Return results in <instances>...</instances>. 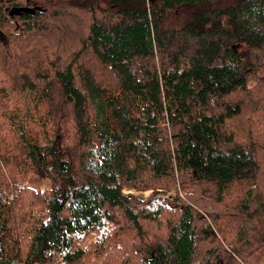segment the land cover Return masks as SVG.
<instances>
[{
  "label": "trees",
  "instance_id": "1",
  "mask_svg": "<svg viewBox=\"0 0 264 264\" xmlns=\"http://www.w3.org/2000/svg\"><path fill=\"white\" fill-rule=\"evenodd\" d=\"M263 87L264 0H0V264H264Z\"/></svg>",
  "mask_w": 264,
  "mask_h": 264
},
{
  "label": "rangeland",
  "instance_id": "2",
  "mask_svg": "<svg viewBox=\"0 0 264 264\" xmlns=\"http://www.w3.org/2000/svg\"><path fill=\"white\" fill-rule=\"evenodd\" d=\"M29 4L32 5L34 3L30 2ZM179 13L171 14L170 19L171 21L174 22V24H178L177 21L181 18L179 16ZM169 26L171 29V27L174 25H169ZM255 85H256L255 81L249 82V87L253 88L255 87ZM262 90L263 91H261L260 93H257L256 95H254V99H256L257 102L256 101L249 102L248 100L249 98H246L242 92L241 94L236 93L235 95L229 98L230 101L236 100V101H239L242 105V114L240 115L239 118L229 120L228 121L229 127H232L231 131L236 133L241 140L247 143H251V144L254 143L255 140H258L260 142L262 136L264 135V128L258 131L255 128V125L250 121V117H248L251 114L252 110L259 111L261 109L262 112L264 111V87L262 88ZM11 104L15 105L16 102H11ZM216 107H213L211 109H215ZM61 119L63 118L58 119V123H60ZM62 125H63V122H62ZM14 136H15V133L13 131H10L9 133H7V135L5 136V143L7 146H10V139H12ZM258 153H259V157L263 155V153L261 152H258ZM182 182L183 181L180 179H177L176 181L172 182V184L176 185L178 189H176L175 187L166 188L164 186H158V187L151 186V188L139 189L131 185H126L123 187V193L133 195L135 197V200L140 201L141 203L148 201L151 198L162 199V200L167 201L168 203H171L172 202L171 200L177 194L181 195V192L179 189L182 188L181 186ZM25 184L29 186L30 188H33L34 190L37 189V190L42 191V190L49 188V182L47 180L34 181L32 179H28L25 181ZM203 187L204 188L210 187L214 189L212 184L208 186H203ZM19 188H21V185H18L17 189L20 190ZM214 205H220V206L226 205L228 207V204L214 203ZM36 209H40V207L37 206ZM232 210L235 214H239L240 212V216L243 219H246L245 218L246 214L241 212V210L243 209H241L240 207H233ZM16 211H17L16 213H18V210ZM207 223L208 222L204 223V225H207ZM98 233L99 235L95 233L94 234L95 236L91 239L92 244L98 243L99 241H101L100 239L104 236L102 232L98 231ZM113 243L114 241H112L110 238H107L105 241V246H110ZM117 248H118V245H114V247L107 248V250H101L102 252L95 251V247H92L91 249L88 248V252L86 254V257L83 263L84 264H97L98 261H101L102 264H132L133 262L137 261L139 256L142 254L141 252L142 249H144L143 246H140L139 244H137L136 248L134 249L135 250L134 254L138 255L136 259H134L132 254L127 257L124 256V258L122 259H118L119 253H117Z\"/></svg>",
  "mask_w": 264,
  "mask_h": 264
}]
</instances>
